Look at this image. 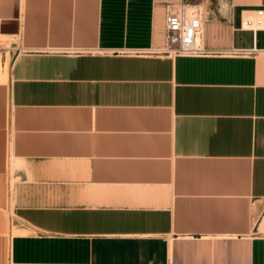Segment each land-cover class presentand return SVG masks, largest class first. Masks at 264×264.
<instances>
[{
	"label": "crops",
	"instance_id": "obj_1",
	"mask_svg": "<svg viewBox=\"0 0 264 264\" xmlns=\"http://www.w3.org/2000/svg\"><path fill=\"white\" fill-rule=\"evenodd\" d=\"M260 8L0 0V264H264Z\"/></svg>",
	"mask_w": 264,
	"mask_h": 264
},
{
	"label": "built area",
	"instance_id": "obj_2",
	"mask_svg": "<svg viewBox=\"0 0 264 264\" xmlns=\"http://www.w3.org/2000/svg\"><path fill=\"white\" fill-rule=\"evenodd\" d=\"M243 26L257 30L264 27V9L257 10L255 18L247 17L243 20ZM203 18L199 8H191L182 3L169 10L166 16L165 51L170 55L194 56L205 52L203 37ZM253 51H257L254 47Z\"/></svg>",
	"mask_w": 264,
	"mask_h": 264
}]
</instances>
